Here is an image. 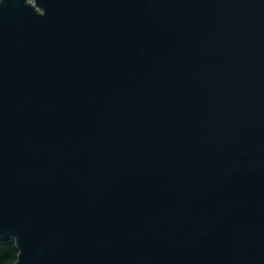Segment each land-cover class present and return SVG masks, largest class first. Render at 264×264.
Returning <instances> with one entry per match:
<instances>
[{
    "label": "water",
    "instance_id": "1",
    "mask_svg": "<svg viewBox=\"0 0 264 264\" xmlns=\"http://www.w3.org/2000/svg\"><path fill=\"white\" fill-rule=\"evenodd\" d=\"M14 264H264V0H0V242Z\"/></svg>",
    "mask_w": 264,
    "mask_h": 264
},
{
    "label": "trees",
    "instance_id": "2",
    "mask_svg": "<svg viewBox=\"0 0 264 264\" xmlns=\"http://www.w3.org/2000/svg\"><path fill=\"white\" fill-rule=\"evenodd\" d=\"M19 251L14 239L0 242V264H14Z\"/></svg>",
    "mask_w": 264,
    "mask_h": 264
}]
</instances>
